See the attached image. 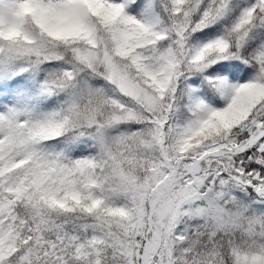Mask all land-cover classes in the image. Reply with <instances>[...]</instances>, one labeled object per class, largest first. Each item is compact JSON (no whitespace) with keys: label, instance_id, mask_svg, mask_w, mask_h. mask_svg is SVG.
Instances as JSON below:
<instances>
[{"label":"snow or ice","instance_id":"obj_1","mask_svg":"<svg viewBox=\"0 0 264 264\" xmlns=\"http://www.w3.org/2000/svg\"><path fill=\"white\" fill-rule=\"evenodd\" d=\"M0 264H264V0H0Z\"/></svg>","mask_w":264,"mask_h":264}]
</instances>
